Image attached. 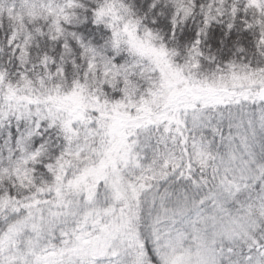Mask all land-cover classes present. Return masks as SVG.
I'll return each mask as SVG.
<instances>
[{
  "label": "snow or ice",
  "instance_id": "6c2138e0",
  "mask_svg": "<svg viewBox=\"0 0 264 264\" xmlns=\"http://www.w3.org/2000/svg\"><path fill=\"white\" fill-rule=\"evenodd\" d=\"M0 264H264V0H0Z\"/></svg>",
  "mask_w": 264,
  "mask_h": 264
}]
</instances>
